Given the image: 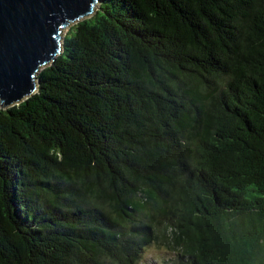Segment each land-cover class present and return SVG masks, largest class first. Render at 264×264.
<instances>
[{
    "label": "trees",
    "instance_id": "16d2710c",
    "mask_svg": "<svg viewBox=\"0 0 264 264\" xmlns=\"http://www.w3.org/2000/svg\"><path fill=\"white\" fill-rule=\"evenodd\" d=\"M37 81L0 264H264V0H100Z\"/></svg>",
    "mask_w": 264,
    "mask_h": 264
},
{
    "label": "water",
    "instance_id": "95a60500",
    "mask_svg": "<svg viewBox=\"0 0 264 264\" xmlns=\"http://www.w3.org/2000/svg\"><path fill=\"white\" fill-rule=\"evenodd\" d=\"M99 7L100 0H0V106L36 94L37 74L63 53V31Z\"/></svg>",
    "mask_w": 264,
    "mask_h": 264
},
{
    "label": "rangeland",
    "instance_id": "374dc122",
    "mask_svg": "<svg viewBox=\"0 0 264 264\" xmlns=\"http://www.w3.org/2000/svg\"><path fill=\"white\" fill-rule=\"evenodd\" d=\"M75 24H72L70 25L68 28H66L64 31H63V34H62V41L64 42V38L66 37L67 33L69 32L70 28L72 26H74ZM0 108H3V106H0ZM148 259L149 258H154V256L156 255V252H155V249H151L149 253L146 254Z\"/></svg>",
    "mask_w": 264,
    "mask_h": 264
}]
</instances>
